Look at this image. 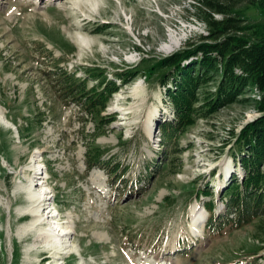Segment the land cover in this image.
I'll return each mask as SVG.
<instances>
[{"label":"rangeland","instance_id":"rangeland-1","mask_svg":"<svg viewBox=\"0 0 264 264\" xmlns=\"http://www.w3.org/2000/svg\"><path fill=\"white\" fill-rule=\"evenodd\" d=\"M203 1L0 0V114L10 122L0 120V264H264V221L216 233L205 225L227 210L218 188L228 172L243 174L232 145L264 114L260 96L247 90L167 141L161 131L172 115L153 65L204 41ZM231 13L247 35L264 27L261 5L243 1ZM173 36L179 42L164 50ZM55 63L98 65L109 78L141 72L111 97L102 122L59 97L44 73ZM92 143L110 167L87 169ZM33 181L47 196L40 214L55 216L37 228L71 231L52 251L30 230ZM206 185L212 196L200 197ZM195 212L205 217L196 227Z\"/></svg>","mask_w":264,"mask_h":264},{"label":"trees","instance_id":"trees-1","mask_svg":"<svg viewBox=\"0 0 264 264\" xmlns=\"http://www.w3.org/2000/svg\"><path fill=\"white\" fill-rule=\"evenodd\" d=\"M243 1L261 5L264 11V0H204L205 10L197 8L209 30L204 41L178 49L154 63V70L158 71L155 78L165 86L166 106L174 118L162 125L164 140L194 124L196 118L210 116L247 90L260 96L258 108L264 111V27L256 28L254 35L246 34L248 27L242 26V19L231 15ZM214 13H222L223 17L216 19ZM43 48V52H49ZM140 68L115 70L114 77L109 78L107 69L98 65L69 70L55 63L44 73L54 81L59 97L66 104H75L92 118L104 122L110 115L105 111L111 97L131 83L141 72ZM90 81L94 83L91 85ZM208 85L211 89L205 88ZM232 147L235 164L242 167L243 174L233 173L220 189L227 210L217 217L211 212L206 223L210 232L243 227L256 219V226L262 228L264 221V114L243 127ZM106 154L101 145L89 144L87 169L110 167ZM201 196H212L207 185L200 191ZM213 204L205 203L210 211Z\"/></svg>","mask_w":264,"mask_h":264},{"label":"bare ground","instance_id":"bare-ground-1","mask_svg":"<svg viewBox=\"0 0 264 264\" xmlns=\"http://www.w3.org/2000/svg\"><path fill=\"white\" fill-rule=\"evenodd\" d=\"M171 40H172L171 42L169 41V43H167L166 45L163 46L164 50H168V51H170L171 49L173 50V48L175 46L174 44H177L179 42V39L175 38V37L171 38ZM82 43L84 45H85V43L86 44H88V43L90 44V42L86 38L82 39ZM0 120H1L2 123L7 124V125H9V123H10V122H8V120L6 118V115H4V114H0ZM40 174H41L40 172H37V175H40ZM38 185H40V187L42 186V188H43L44 184H41L40 181L39 182H34L33 181L30 185L25 187V189H26V191H27V193H28V195L30 197L31 205L33 206L31 209H29L30 216L33 218L32 219L33 221L31 222L32 225H31V229L30 230L36 229L38 231V235H37V239L38 240L37 241H40L42 244H44L46 246V248H49L52 251L54 248L57 247V245H61L64 242V239L68 238V235L71 233V231L70 232H65L64 231L65 232L64 233V232H62L63 230L59 229L58 225L56 226L57 230L39 229V228H37L44 221L48 220V222H49V221H51L52 219L55 218V216L50 214V213L46 217H45L44 214H40V211L42 210L41 198L43 197V195H46L45 194L46 192H44V191L37 192L35 189H36V187H38ZM48 207H50V205ZM204 218H205L204 217V213L195 212L194 213V219H193V223L195 225L194 227L197 226V224L199 223L200 219L204 220ZM194 230L198 231L196 228ZM36 245H38V242H36L34 244V246H36ZM60 262H61V260H60Z\"/></svg>","mask_w":264,"mask_h":264}]
</instances>
